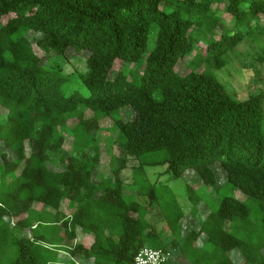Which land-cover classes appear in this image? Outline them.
Returning a JSON list of instances; mask_svg holds the SVG:
<instances>
[{
  "label": "trees",
  "instance_id": "obj_1",
  "mask_svg": "<svg viewBox=\"0 0 264 264\" xmlns=\"http://www.w3.org/2000/svg\"><path fill=\"white\" fill-rule=\"evenodd\" d=\"M220 4L232 27L213 39L223 24ZM4 17L0 264H65L62 255L69 264H133L143 248L168 252L166 264H177L175 258L235 264V251L241 264H264L257 258L264 247V207L258 211L261 245L232 231L249 219L248 201L264 202V91L235 101L214 75L231 49L252 35L264 37V0H0V21ZM30 35L40 36L35 47L47 58L68 50L85 54L86 71L75 76L44 68ZM201 43L207 56L197 65L208 69L196 73V57L177 69ZM116 61L135 69L111 78ZM122 110H130L132 119L123 121ZM105 120L118 156L110 158L108 175L93 177L102 156L96 136ZM66 140L74 153L92 148L93 158L53 160ZM127 158L137 162L134 193L120 178ZM156 166L164 167L167 181L186 171L198 179L186 184L196 228L184 233V213L173 194L150 182L146 169ZM217 171L224 174L222 187ZM228 184L246 199L218 196ZM143 196L148 202L141 204ZM64 201L69 215L60 209ZM200 204L208 210L203 218ZM153 206L165 231L147 220ZM82 235L92 237L89 247L78 243Z\"/></svg>",
  "mask_w": 264,
  "mask_h": 264
},
{
  "label": "rangeland",
  "instance_id": "obj_2",
  "mask_svg": "<svg viewBox=\"0 0 264 264\" xmlns=\"http://www.w3.org/2000/svg\"><path fill=\"white\" fill-rule=\"evenodd\" d=\"M216 6L212 5L214 9ZM217 15L223 20V24L218 25V27L214 31L213 39H218L223 30H230L232 27L231 19L223 12V4L217 6ZM7 17L3 18L0 22L4 23ZM261 24L264 26V19L260 20ZM154 30L150 29L148 33V42H147V50L150 51L153 47L154 42ZM30 43L34 47L35 53L41 56L40 65L46 69L53 71H61L63 74H73L77 76L80 73L86 71L85 59L86 55H77L71 51H67L65 55L59 58H47L42 56L43 54L39 52V50L35 47V42L40 38L39 35H30ZM207 56V50L205 45L197 44L194 47L193 54L187 58H184L183 61L179 62L177 69L179 67H183L185 64L190 63L196 57L195 64L193 70L196 73L206 71L208 69L207 64L202 63L197 65V63L203 60ZM225 65L220 70H217L214 75L215 78L220 82L226 89L229 96L235 100L240 101L246 99L250 95H256L262 93L264 91V37L260 35H252L242 41L236 48L231 49L226 55L222 57ZM135 66L132 64L123 63L121 61H116L114 63L113 69L110 73V77L114 78L119 71H128L134 70ZM185 72H188L187 69H184ZM141 74L138 72L137 75ZM155 97L158 98V94L155 93ZM262 129L264 130V101L262 102ZM120 117L123 121H129L133 117V113L130 110H122L120 112ZM110 121L105 120L103 123V130L97 133V139L99 141V145L102 150L101 162L97 169V171L93 172V177L96 174H100L102 176L108 175L109 169V160L111 157L118 156L117 146L113 142L114 131L110 127ZM92 135H96L95 132H92ZM71 142L66 140L63 147L51 158L55 161L59 159H65L68 156L74 155L79 159H92L94 156V151L92 148H89L81 153H74L71 149ZM137 166V162L133 158H127L124 169L120 172V178L122 179L126 190L131 191V193L135 192L134 187H132V169ZM54 169V168H53ZM55 170V169H54ZM55 171H58L56 169ZM164 171V167L156 166L153 168L146 169V174L151 183L156 184L157 187H166L176 199L178 205L182 209L185 217V221L182 227V231L184 233L189 231V228H196L199 223L197 215L194 218L191 216L192 204L189 202L186 192V184L187 183H195L197 184L199 181L196 178L192 171H186L182 179L167 181L168 175H161ZM192 172V173H190ZM217 180L219 181V187L225 185L224 174L222 171L216 172ZM218 188V187H217ZM207 192L213 191L211 187L206 189ZM160 198H164L162 193L159 194ZM224 195H231L240 201H244L246 196H244L239 191L235 190L232 185L228 184V187L223 191L218 193V196L223 197ZM209 197L208 194H203V199H207ZM139 203H147L148 198L143 196L137 200ZM165 204V201H163ZM248 205L250 207V217L247 221L237 222V226L232 227L233 233L241 237L245 242L250 245H261V234L262 230L260 228L259 221V206L264 207V202L261 203H251L248 201ZM37 208V207H36ZM61 211L66 213L67 211V203L64 201L61 205ZM197 210L201 213L203 212L202 218L205 214H207L208 210L204 207L203 204H200ZM70 214V211H67V215ZM199 215V214H198ZM147 220L151 222L158 231H165L166 226L163 219V216L160 210L153 206L150 214L147 216ZM237 227V228H236ZM47 230H51L52 227L46 228ZM93 239L91 236L82 235L78 240V243L83 244L86 247H89L92 243ZM44 246L51 248L47 244ZM238 252V251H237ZM238 259L236 260L235 255L232 254L231 257L235 264H241L243 259L239 257V255L235 252ZM258 259L264 260V247L259 249L257 252ZM62 262L65 264H69L70 258L66 255H62ZM175 262L177 264H186L182 259L175 258Z\"/></svg>",
  "mask_w": 264,
  "mask_h": 264
},
{
  "label": "built area",
  "instance_id": "obj_3",
  "mask_svg": "<svg viewBox=\"0 0 264 264\" xmlns=\"http://www.w3.org/2000/svg\"><path fill=\"white\" fill-rule=\"evenodd\" d=\"M169 257L168 252L143 248L136 254L133 264H166Z\"/></svg>",
  "mask_w": 264,
  "mask_h": 264
}]
</instances>
